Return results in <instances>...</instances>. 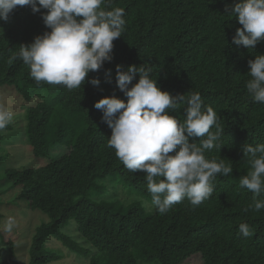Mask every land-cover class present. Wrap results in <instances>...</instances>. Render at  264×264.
I'll return each mask as SVG.
<instances>
[{"label":"trees","instance_id":"16d2710c","mask_svg":"<svg viewBox=\"0 0 264 264\" xmlns=\"http://www.w3.org/2000/svg\"><path fill=\"white\" fill-rule=\"evenodd\" d=\"M239 2L104 0L105 10L123 9L122 36L113 41L112 61L72 90L37 83L18 58L21 44L51 31L42 18L46 9L33 13L30 6H17L7 21L0 20V87H13L23 98V141L36 157L51 158L57 148L64 151L45 165L2 173L18 188L20 200L48 216L35 226L26 264H54L69 256L88 264H183L194 255L202 264H264V209L251 208L253 193L239 187L251 170L243 147L264 144V103L254 102L246 89L248 61L264 54V41L255 49L233 43L242 25L229 9ZM143 64L151 67V78L162 91L186 98L199 92L204 106L217 114L223 130L220 147L205 155L223 159L233 171L215 177L212 196L199 206L185 198L161 214L147 205L151 194L145 173L126 169L107 146L112 130L94 105L104 97L126 101L117 86L116 66L126 70ZM96 78L99 86L90 83ZM139 78L137 73L133 84ZM185 108L181 102L169 112L182 122ZM202 139L190 137L189 143ZM6 157L0 155V163ZM241 223L248 224L250 237L239 233ZM52 238L62 246L47 245ZM0 264H25L4 225Z\"/></svg>","mask_w":264,"mask_h":264},{"label":"clouds","instance_id":"9594fccd","mask_svg":"<svg viewBox=\"0 0 264 264\" xmlns=\"http://www.w3.org/2000/svg\"><path fill=\"white\" fill-rule=\"evenodd\" d=\"M103 4L104 0H0V20L7 21L17 6H30L33 13L46 9L42 18L51 31L37 36L31 44H21L18 58L28 65L30 76L37 83L63 85L72 90L80 88L90 72L99 71L106 61H112L113 41L122 36L123 9L105 10ZM229 12L242 25L236 29L235 45L255 49L264 41V0H240ZM248 65V95L254 102L264 103V54L250 59ZM151 72V67L144 64L131 65L126 70L117 65V86L127 100L104 97L94 107L103 111L102 121L112 130L107 146L115 149L126 169L145 173L151 206L165 214L185 198L193 207L199 206L212 196L215 177L228 176L233 168L223 159L205 155L220 147L217 141L223 131L213 108L204 106L199 92L186 98L162 91ZM137 73L139 81L133 84ZM106 76L111 82V70ZM90 83L99 86L101 82L96 78ZM181 102L186 104L182 122L169 112ZM12 119L13 113L0 107V130ZM213 126L216 132L210 131ZM190 137L203 139L198 144L189 143ZM242 151L251 170L240 178L239 187L253 193L250 207L259 212L264 209V199L255 197L264 194V144H246ZM13 227L9 218L6 230ZM238 231L244 237L253 234L246 223H241Z\"/></svg>","mask_w":264,"mask_h":264},{"label":"rangeland","instance_id":"374dc122","mask_svg":"<svg viewBox=\"0 0 264 264\" xmlns=\"http://www.w3.org/2000/svg\"><path fill=\"white\" fill-rule=\"evenodd\" d=\"M23 98L13 87H0V107L7 108L13 113L12 122L4 129L0 130V135H5L4 141L0 140V155H7L6 159L0 163V209L3 217L0 219V226L6 227L9 218L14 222L11 231L13 240L16 241L17 252L20 259L25 264L29 259V246L35 226L40 220H48V216L40 210H32L25 200L17 197L19 192L12 183H7L3 176L6 168L36 167L47 164L51 158L62 154L61 149L53 150L51 158L36 157L32 154L29 145L23 141ZM4 189L6 190L4 192ZM147 205L151 206V203ZM42 218V219H40ZM74 235V231L70 232ZM50 246H60V242L50 239L47 243ZM62 246V245H61ZM54 264H88V260L69 256ZM183 264H202L200 256L194 255Z\"/></svg>","mask_w":264,"mask_h":264}]
</instances>
